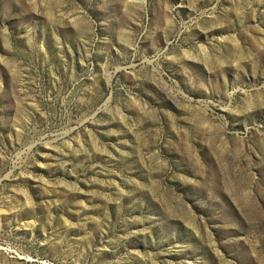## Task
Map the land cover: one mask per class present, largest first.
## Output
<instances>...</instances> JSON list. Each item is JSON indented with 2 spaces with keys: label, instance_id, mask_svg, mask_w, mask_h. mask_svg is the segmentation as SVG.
Wrapping results in <instances>:
<instances>
[{
  "label": "rangeland",
  "instance_id": "374dc122",
  "mask_svg": "<svg viewBox=\"0 0 264 264\" xmlns=\"http://www.w3.org/2000/svg\"><path fill=\"white\" fill-rule=\"evenodd\" d=\"M0 264H264V0H0Z\"/></svg>",
  "mask_w": 264,
  "mask_h": 264
}]
</instances>
